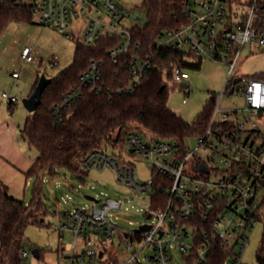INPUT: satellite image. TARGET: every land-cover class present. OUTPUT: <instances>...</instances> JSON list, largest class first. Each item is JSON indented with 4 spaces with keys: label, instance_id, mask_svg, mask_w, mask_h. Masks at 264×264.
<instances>
[{
    "label": "built area",
    "instance_id": "built-area-1",
    "mask_svg": "<svg viewBox=\"0 0 264 264\" xmlns=\"http://www.w3.org/2000/svg\"><path fill=\"white\" fill-rule=\"evenodd\" d=\"M29 5L38 24L51 26L68 39L74 34L72 20H85L86 46H94L103 37L118 39L107 57L128 74L133 83L130 91L151 69V63L139 56L141 42L134 40L132 32L140 20L125 28L131 14L117 0H30ZM182 12L183 24L160 35V46L189 54L196 61L208 59L229 67L223 95L217 98L206 132L197 137L196 148L180 156L173 142L130 133L127 146L134 157L154 162L153 180L145 185L137 184L134 169L111 158L108 148L91 153L84 164L87 169L110 166L133 190L143 194L151 191L150 205L139 209L148 221L142 226L150 230L122 233L133 251L126 264H142L139 255L145 249L154 253L152 264H176L171 256L173 248L187 264L219 262L217 249L228 253L221 264H244L249 232L264 220V132L260 126L264 125V79L234 74L247 46L264 49V0H185ZM21 58L25 63L35 61L30 48L22 51ZM56 65L54 57L51 67ZM104 66V60L93 61L81 73L78 84L52 109L57 122L88 91H102ZM12 77L19 79L20 73L14 72ZM173 78L176 83H185L189 74L176 66ZM184 89L190 93L189 86ZM231 90L245 99L243 109H221V99ZM3 98L12 106L19 103L17 97L6 93ZM201 165L205 170L199 169ZM124 205L110 198L92 202L67 213L68 223L60 222L55 229L73 233V249L77 251L79 245L83 250L80 262L89 259L92 263L103 251L87 247L93 245L94 238L98 245L111 242L119 230L112 218H119ZM22 255L26 258L28 254L24 251Z\"/></svg>",
    "mask_w": 264,
    "mask_h": 264
},
{
    "label": "rangeland",
    "instance_id": "rangeland-1",
    "mask_svg": "<svg viewBox=\"0 0 264 264\" xmlns=\"http://www.w3.org/2000/svg\"><path fill=\"white\" fill-rule=\"evenodd\" d=\"M117 1L131 14L130 20L125 23V28L129 29L136 19L140 20L138 23L140 26L146 25V10L143 7L145 0ZM24 3L29 4L30 0H24ZM71 25L74 34L72 39H68L53 27L38 24L34 17L32 23L11 24L0 40V53L6 47V51L0 55V72L3 73L0 87V132L6 125L15 124V134L19 140L20 149L31 161L37 159L39 153L34 148H30L28 142L21 136L20 130L31 115L24 107L23 100L31 96L42 76L52 80L73 66L76 48L79 44H84L86 22L82 18L78 21L74 19ZM25 48L33 51L34 63H25L22 60L21 54ZM54 57H57V65L51 67ZM189 63L193 64L194 61L189 60ZM14 70L20 73V79H13ZM186 71L189 79L185 83L174 85L168 82L170 86L168 106L185 121L192 123L204 112L213 98H220L223 95L229 67L222 62L207 59L202 62L199 70L187 69ZM261 74H264V49L247 46L234 76L252 79ZM186 86L190 88L189 94H186L184 89ZM4 93L10 97H17L19 103L11 108L9 101L3 98ZM245 105V99L241 94L227 93L220 103L221 109L233 110L243 109ZM260 126L264 132V125ZM197 141V137L186 139L187 150H194ZM126 151L121 155L119 151L115 152L109 148L108 155L111 158L116 157L121 166L132 167L137 184L145 185L152 181L155 171L154 162L132 157ZM87 174L85 177H79L66 169H55L42 174L39 180L33 177L27 179L26 183L25 181L19 183L13 179V191H16L15 193H18L27 205L31 203L34 191L38 188L47 211V214L38 218L35 224L26 229L24 248L28 255L23 259V264H112V262L126 264L130 260L133 251L128 249L130 242L122 239V233L123 231L134 232L148 222L145 212L139 209L150 205L151 191L143 194L139 190H133L131 186L120 181L117 171L110 166L90 167ZM86 196L93 197L97 201L110 198L125 203L119 218H112L119 230L112 237L111 242L108 244L101 242L98 245L97 238H94L93 245L87 247L92 249L95 246L99 251H103V248L108 249V253L102 260L98 255L92 263H89V259L80 262L83 250L79 245L77 251L73 249L75 243L73 233L69 231L61 233L55 229L60 222L68 223L67 213L92 204L85 199ZM249 239V246L244 251L242 260L244 264H260L258 256L264 248V220L259 221L249 232ZM35 250L39 252L38 258L34 255ZM153 254L150 249H145L139 255L140 262L152 264L150 257ZM262 255L264 257V252ZM171 256L176 264H187L175 248L171 250Z\"/></svg>",
    "mask_w": 264,
    "mask_h": 264
},
{
    "label": "trees",
    "instance_id": "trees-1",
    "mask_svg": "<svg viewBox=\"0 0 264 264\" xmlns=\"http://www.w3.org/2000/svg\"><path fill=\"white\" fill-rule=\"evenodd\" d=\"M184 1L143 2L147 23L143 27H134L132 32L134 40L141 42L139 56L150 62L152 67L132 91L128 89L132 83L128 74L107 57L118 39L103 37L92 47L78 45L73 66L51 80L43 93L41 105L26 119L20 130L30 148L39 153L25 173L27 179L34 177L39 180L42 174L55 169H66L79 177H85L88 175L84 164L87 156L103 148H112L122 155L128 148L127 138L132 132L158 141L173 142L178 154L186 155V139L199 137L206 132L217 98H213L192 123L185 121L168 106V82L179 85L174 81L173 69L180 66L186 70H199L203 62L159 44L160 35L183 24ZM33 19L29 4L21 0H0V39L11 24L32 23ZM101 60L105 61L102 91H88L86 97L64 112L57 122L52 113L54 106L61 103L63 96L78 84L81 73L91 62ZM189 60L194 63L190 64ZM256 78L264 79V74ZM126 153L134 157L129 149ZM164 198L163 195V205ZM45 214L47 211L38 188L27 205L11 195L10 187L0 176V264H23L26 229ZM263 252L264 248L258 256L260 264H264ZM107 253L108 249L103 248V257L100 259ZM217 253L221 259L210 264H221L222 259L228 256L221 249H217Z\"/></svg>",
    "mask_w": 264,
    "mask_h": 264
},
{
    "label": "crops",
    "instance_id": "crops-1",
    "mask_svg": "<svg viewBox=\"0 0 264 264\" xmlns=\"http://www.w3.org/2000/svg\"><path fill=\"white\" fill-rule=\"evenodd\" d=\"M4 35L1 37V39L4 37ZM5 51L6 47L1 53H4ZM14 72L18 71L14 70ZM2 76L3 73L0 72V87ZM15 129L16 125L11 123L10 125H6L3 131L0 132V176L3 181L10 186L11 195L21 200L19 194L15 193L16 191H13V179H15L16 182L19 183H22L23 181H25L26 183L27 178L25 176V173L28 172L36 159L31 161L23 154L22 150L20 149L19 140L17 139L15 134Z\"/></svg>",
    "mask_w": 264,
    "mask_h": 264
},
{
    "label": "water",
    "instance_id": "water-1",
    "mask_svg": "<svg viewBox=\"0 0 264 264\" xmlns=\"http://www.w3.org/2000/svg\"><path fill=\"white\" fill-rule=\"evenodd\" d=\"M238 80L235 81V83H237ZM51 83V80L50 79H47L45 76H42L40 78V81L36 87V89L34 90L33 94L24 99L23 100V105L24 107L26 108V110L28 112H30L31 114L35 113L37 111V109L39 108V106L41 105L42 103V96H43V93L45 91V89L48 87V85ZM230 95L233 94V90H231L229 92ZM200 170H205V167L203 165H201L199 167ZM85 199L89 202H94V203H97L98 201L93 198V197H89V196H86ZM148 219H150V216L148 217ZM150 230V227L149 226H142L140 228H138L137 230H135V232L137 233H141V232H147ZM128 237V234H126V238ZM34 255L38 258L39 257V252L38 250H35L34 251ZM103 257V254H100V258Z\"/></svg>",
    "mask_w": 264,
    "mask_h": 264
}]
</instances>
